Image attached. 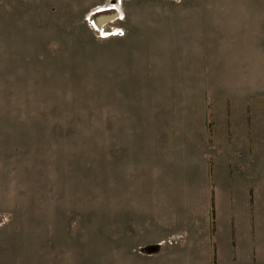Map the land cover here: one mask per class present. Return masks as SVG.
Segmentation results:
<instances>
[{
	"label": "rangeland",
	"instance_id": "rangeland-1",
	"mask_svg": "<svg viewBox=\"0 0 264 264\" xmlns=\"http://www.w3.org/2000/svg\"><path fill=\"white\" fill-rule=\"evenodd\" d=\"M172 4L202 6L173 16ZM172 17L188 53L186 92L164 90L180 79L165 41L149 53L154 27L171 36ZM210 35L215 52L231 46L222 59L233 74L243 62L264 87V0H0V264H264V160L259 178L246 177L250 208L227 157L214 158L216 218L212 189L206 202L200 183L182 184L193 166L174 155L181 134L155 119L185 94L191 115L207 100L208 68L194 65L193 49ZM164 161L178 185L170 196L140 183Z\"/></svg>",
	"mask_w": 264,
	"mask_h": 264
},
{
	"label": "crops",
	"instance_id": "crops-1",
	"mask_svg": "<svg viewBox=\"0 0 264 264\" xmlns=\"http://www.w3.org/2000/svg\"><path fill=\"white\" fill-rule=\"evenodd\" d=\"M201 6L202 5H196V7L194 6V8H192L191 6L190 8L188 5L172 4L168 6L166 10L170 11L168 14L180 12L179 14H173V16H184L185 14L183 12H192L199 9ZM165 22V28H170L172 35L162 38L160 33L163 27H154V35H152L151 38L154 36L155 38L153 39L154 41L149 42V53L151 56V54L159 51L162 42L165 41L166 45H168V50L165 52L167 63L168 59L171 64L174 58L176 60L180 58L176 63L180 79L164 84V90L171 92H186L189 86L187 83H183V76L187 75V71L183 72V68L188 67L186 66L187 62L184 61V58L188 57V53L185 52L186 49L183 51L179 48L180 42L182 43V41H184V36L180 32L182 25L179 26L173 17L172 20L167 19ZM209 37L211 40H209V38L198 40L195 44L196 47L193 49V55H196L194 58L197 60L194 65L207 66L206 68H208V71L203 70V73L208 74L207 86L205 88L208 91L207 100L205 98L204 101L198 103V106L195 107L197 115H191L187 95H184L185 101H183V98H181L182 94H180L181 100L178 99L179 101L177 102L172 100V103H167L169 105L164 106V114L163 110H160L161 114H157L155 119L162 124L159 126L160 132L163 131L167 135L176 132L181 134V138L179 137L174 141V155L180 156L179 161H181V158H185V160L193 166L192 168H188L187 172L190 171L186 180L183 179L182 184L184 186L195 187L197 183H200L205 189L201 192L202 195L200 194L199 197L203 198L205 196L206 199L203 198V200L206 202L210 201L212 198L210 195V189H212L211 193L212 196L215 197L214 201L216 202L217 218V198L213 182L214 180L217 182L216 178H218L219 175L220 178H222L223 174H218V168H216L214 160L215 157H220L221 155L227 157L226 160L229 165L227 168L230 170L229 175L227 174L228 177L231 180H237L240 182L241 186L245 187V196L247 200L249 198L250 208L254 201L252 182L246 181V177L249 176L253 178L255 173L259 178V174H262L264 160V101L262 92L264 91V87L261 84L260 86L256 85L255 89L253 88V79L248 77L246 69L243 68V62H240L243 66H239L240 70L237 71L238 75L235 71L233 74L231 69H235L236 67L231 68L234 63L233 60L230 61L226 58L229 62L225 60L223 63L222 59V54L231 50V46L228 45L224 51L221 49V51L215 52L211 46L214 45L213 40L215 36L210 35ZM159 52L161 53V51ZM150 59V68L152 69L154 66L153 64L157 62V58L150 57ZM205 60L207 61L206 64H204ZM235 63L237 64V62ZM216 73L220 78L213 76ZM255 91L259 92V94L254 95ZM254 96L256 97L254 98ZM210 102H212V104H210ZM150 122L152 121L149 120V123ZM142 129L145 128L142 127ZM165 141L168 142V140ZM194 154L199 155L200 158L194 157ZM165 161L162 167L161 164L158 165L160 174L152 173L151 175L150 173L148 177L141 176L142 180H140V183L144 184V187L147 185L146 183H148L150 188H159L158 192L164 196H166L165 194L167 192L169 194L172 188L175 190V187H178L175 183L177 180L172 178L169 172L170 167L167 169ZM195 168H197L199 172L196 178L190 180L189 175ZM132 173H134V169ZM157 176L159 177L157 178ZM127 181H132L131 186L134 196L136 193L134 190V185H136L134 181L136 180L132 178ZM172 184L174 185L173 187H171ZM155 193L156 190L153 191V194ZM200 213L201 212L198 213L197 210L192 208L191 219L193 220L194 218L195 220L196 216ZM214 214L213 209L210 210L207 206V213L201 216L203 219L207 217L208 223H210L209 225L211 226V230L208 231V234L212 235L213 240L217 233V228L215 232L213 231L215 228L213 221H216ZM156 219H158L157 222L161 224L168 223L163 214L158 213ZM215 223H217V221ZM169 224L171 226L173 222ZM211 231H213V234ZM249 234L253 236L252 231H250ZM258 250V244L253 246V254ZM255 255L256 254L253 256L255 257ZM261 256H264V254Z\"/></svg>",
	"mask_w": 264,
	"mask_h": 264
},
{
	"label": "bare ground",
	"instance_id": "bare-ground-1",
	"mask_svg": "<svg viewBox=\"0 0 264 264\" xmlns=\"http://www.w3.org/2000/svg\"><path fill=\"white\" fill-rule=\"evenodd\" d=\"M112 7V6H111ZM101 9V8H100ZM99 12V11H98ZM117 15H118V13H117ZM115 17V14H110L109 16H103V17H101L100 19H98L99 20V22H102V21H106V20H109V19H113ZM123 17V16H122ZM92 19V18H91ZM103 25V24H102Z\"/></svg>",
	"mask_w": 264,
	"mask_h": 264
},
{
	"label": "built area",
	"instance_id": "built-area-1",
	"mask_svg": "<svg viewBox=\"0 0 264 264\" xmlns=\"http://www.w3.org/2000/svg\"><path fill=\"white\" fill-rule=\"evenodd\" d=\"M118 34L120 33V34H123V32L122 31H120V32H117Z\"/></svg>",
	"mask_w": 264,
	"mask_h": 264
}]
</instances>
